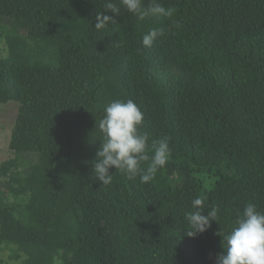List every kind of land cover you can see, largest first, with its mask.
I'll list each match as a JSON object with an SVG mask.
<instances>
[{
    "label": "trees",
    "instance_id": "16d2710c",
    "mask_svg": "<svg viewBox=\"0 0 264 264\" xmlns=\"http://www.w3.org/2000/svg\"><path fill=\"white\" fill-rule=\"evenodd\" d=\"M105 2L0 0V103L19 104L0 164V264H215L244 207L264 212V0H159L173 16L144 21L121 7L98 31ZM128 99L148 155L169 135L171 156L148 183L113 167L102 185L98 124ZM197 196L218 222L193 238Z\"/></svg>",
    "mask_w": 264,
    "mask_h": 264
},
{
    "label": "clouds",
    "instance_id": "9594fccd",
    "mask_svg": "<svg viewBox=\"0 0 264 264\" xmlns=\"http://www.w3.org/2000/svg\"><path fill=\"white\" fill-rule=\"evenodd\" d=\"M121 7L140 21L146 18H171L176 11L175 8L165 7L159 0H151L147 7L144 0H119V5L113 0H106L104 11L97 13L94 28L99 31L110 22H115L113 16L105 13L120 15ZM163 34L162 27L150 29L142 37L143 46L151 47ZM142 123L143 112L131 99L114 100L105 106L98 124L103 141L92 167L95 179L102 185L112 183L113 172L110 169L113 167L115 172L119 171L129 180L139 176L141 183L154 180L157 172L166 167L171 156V136L164 135L158 141H153V154L150 157L149 135L140 131ZM144 161H150L146 169L141 167ZM204 199L199 196L194 198L191 201L192 210L185 213L187 230L184 235L188 237L194 238L205 232L212 221L218 222L219 209L213 207L206 212ZM217 235L221 236L220 232ZM221 243L223 251L217 255L215 264H264V212L259 211L255 204L248 203L238 215L231 232L222 236ZM26 259V256H22L21 264Z\"/></svg>",
    "mask_w": 264,
    "mask_h": 264
},
{
    "label": "rangeland",
    "instance_id": "374dc122",
    "mask_svg": "<svg viewBox=\"0 0 264 264\" xmlns=\"http://www.w3.org/2000/svg\"><path fill=\"white\" fill-rule=\"evenodd\" d=\"M5 56H7L6 43L4 38L0 37V57ZM18 105L16 101H9L5 104L0 103V164L14 157L11 150H9V142L14 121L18 113ZM24 160H29V158L24 156Z\"/></svg>",
    "mask_w": 264,
    "mask_h": 264
}]
</instances>
